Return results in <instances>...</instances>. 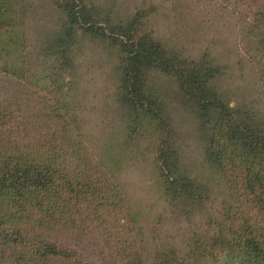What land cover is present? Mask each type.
<instances>
[{
    "label": "rangeland",
    "instance_id": "rangeland-1",
    "mask_svg": "<svg viewBox=\"0 0 264 264\" xmlns=\"http://www.w3.org/2000/svg\"><path fill=\"white\" fill-rule=\"evenodd\" d=\"M81 1L104 26L141 9L135 34L149 33L168 52L217 68L210 86L236 113L221 115L211 105L202 116L195 94L161 66L147 71L136 111L119 88L118 42L70 23L57 0H0L11 9L0 17V104L16 117L48 104L77 120L75 133L96 164L87 172L71 163L75 187L85 194L75 193L78 223L75 217L55 226L70 258L53 264L211 262L197 256V243L209 246L210 235L244 221L263 227L249 201L256 197L243 193L237 205L207 150L214 140L217 149L264 161V0H76L77 8ZM69 24L74 30L64 35ZM10 123L14 134L16 119Z\"/></svg>",
    "mask_w": 264,
    "mask_h": 264
},
{
    "label": "trees",
    "instance_id": "trees-1",
    "mask_svg": "<svg viewBox=\"0 0 264 264\" xmlns=\"http://www.w3.org/2000/svg\"><path fill=\"white\" fill-rule=\"evenodd\" d=\"M57 3L67 11L70 23H79L119 43L122 54L119 88L125 91L123 100L131 103L136 111L138 102L140 104L144 100L142 81L147 71L153 66H161L168 72L174 69L182 87L195 94L202 107V116H208L211 105L219 106L221 115H235L236 110L221 100L210 86L219 72L217 68L200 63L201 60L191 63L175 52H168L149 33L135 34L141 9L126 22L118 25L109 22L104 26L85 12L82 1L79 2V8L75 6L76 0H57ZM10 11L9 7H0V17ZM73 27L69 24L64 35L72 34ZM3 30L8 31L9 28ZM59 40L63 42L64 36ZM204 79H208L206 85H203ZM205 91L207 95L203 94ZM11 111L0 104V264H53L57 260L67 261L70 257L55 236V226L75 217L74 223H78L81 203L77 201L75 193L77 196L85 194L82 189L75 187L80 180L70 171L71 163L83 166L87 172L95 171L96 164L91 161L81 134L75 133L77 120L55 114L48 104L35 108L34 112L21 113L19 117ZM14 119L17 130L13 134L9 127H13L10 122L13 123ZM238 125L249 133L250 138L254 136V129L249 124L239 121ZM213 145L214 140H211L208 156L221 178L226 180L228 190L237 195L236 204H243L246 193L255 196L257 202L255 199L249 201L257 203L255 208L262 213L263 227L255 228L253 222L244 221L236 229L220 228L216 234L209 236V246L196 244L199 248L197 256L211 259L205 264H264V161L251 157L243 159L240 153L223 151ZM233 156L238 163L230 159ZM72 209L78 213H73ZM244 217L246 215L239 219ZM200 250H203V255ZM37 259H41V262ZM73 264L84 263L75 260Z\"/></svg>",
    "mask_w": 264,
    "mask_h": 264
}]
</instances>
